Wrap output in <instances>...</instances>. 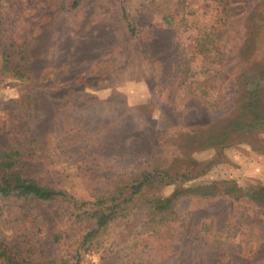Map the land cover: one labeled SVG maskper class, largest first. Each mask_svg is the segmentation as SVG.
Instances as JSON below:
<instances>
[{
	"label": "rangeland",
	"instance_id": "rangeland-1",
	"mask_svg": "<svg viewBox=\"0 0 264 264\" xmlns=\"http://www.w3.org/2000/svg\"><path fill=\"white\" fill-rule=\"evenodd\" d=\"M226 1H0L15 61L26 46L31 70L29 81L0 82V148L28 155L31 170L72 199H0V235L22 258L74 263L73 202H93L136 172L182 161L213 163L185 188L236 182L241 198L190 192L176 199L178 221L160 231L132 228L130 215L95 249L81 247L79 264H194L196 248L201 264H264V202L251 198L264 187V110L253 132L199 141L189 158L182 152V135L230 130L252 86L264 102V0ZM219 20V51L208 66L192 39ZM176 188L152 187L142 200ZM141 212L148 222L147 206Z\"/></svg>",
	"mask_w": 264,
	"mask_h": 264
},
{
	"label": "trees",
	"instance_id": "trees-1",
	"mask_svg": "<svg viewBox=\"0 0 264 264\" xmlns=\"http://www.w3.org/2000/svg\"><path fill=\"white\" fill-rule=\"evenodd\" d=\"M222 1L227 3L226 0ZM78 4L79 0H74L73 7H77ZM226 6L227 4L223 5L222 12L226 13ZM182 21L187 22L186 16ZM220 25H225L222 24V20L217 21L213 25L203 26L204 28L198 29L199 33L192 39L196 52L202 56L203 62L206 61L209 64L208 66L216 63V61H213L215 58L213 53L219 51L218 44L221 36H217V30ZM12 47L13 45L7 42L0 17V82L7 80L29 81L31 79V70L27 47H20L17 54V62L15 61L14 53L11 52ZM184 74L185 72H182V76ZM238 101L241 104L237 108V113L230 119L228 125L230 130H226L213 138L201 137L196 134L182 135L185 139V142L183 140L185 146L182 151L185 158H189L188 154L192 147L199 141H204L203 144L212 143L210 142L211 140L219 143L220 139L222 137L224 139L227 138L231 131L236 133V135L253 132L254 127L259 124L258 120L262 119L261 113L264 110V102L259 96V91L257 89L253 90L252 86V89ZM249 144L254 147L253 143ZM221 145L228 146V144L223 143H220V147H222ZM220 147L216 148L217 160H221L225 149ZM27 157L28 155L18 150H3L0 148V199H10L16 203L27 201L30 198L41 201L62 200L71 203L72 199L69 195L47 184L43 178L38 177V174L31 170L28 166ZM184 165L182 161H176L166 166L163 165L151 170L136 172L112 190L93 196V202H84L80 206L73 202L68 209L69 219L73 224L80 226V229L76 236L72 238L73 245L76 246V255L75 262L71 264L80 263L81 255L79 250L81 247L85 248L86 251L95 249L109 235L110 227L114 223L130 215L134 217L132 228L142 225L149 229V226H152L151 228L155 229V231H160L161 228H171L172 223L178 221L174 212L176 199L190 192L203 191L204 198L208 196H223L234 200L241 198L240 193L243 190L236 182L210 184L208 187H201L198 190L185 188V185H189L199 177L204 176L213 163L203 162L195 165L190 164V166ZM172 185L177 186L176 191L180 190L177 195L175 193L174 195L163 197L157 194L149 199L142 200L145 192L150 188L157 187L160 189ZM254 189L255 191H252L254 194L253 196L251 195L253 201L264 202V187ZM144 206H147L148 222L141 218V209ZM164 231L168 232V230ZM62 237L60 229H56L54 240L60 242ZM15 248L8 243L6 238L0 235V264H39L22 258ZM200 254H202V250L196 248L194 264H201L199 260Z\"/></svg>",
	"mask_w": 264,
	"mask_h": 264
}]
</instances>
